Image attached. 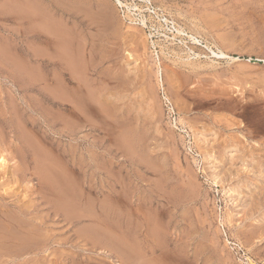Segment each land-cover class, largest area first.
<instances>
[{
  "label": "rangeland",
  "instance_id": "obj_1",
  "mask_svg": "<svg viewBox=\"0 0 264 264\" xmlns=\"http://www.w3.org/2000/svg\"><path fill=\"white\" fill-rule=\"evenodd\" d=\"M118 1L0 0V264H264V0Z\"/></svg>",
  "mask_w": 264,
  "mask_h": 264
},
{
  "label": "bare ground",
  "instance_id": "obj_2",
  "mask_svg": "<svg viewBox=\"0 0 264 264\" xmlns=\"http://www.w3.org/2000/svg\"><path fill=\"white\" fill-rule=\"evenodd\" d=\"M93 1V0H92ZM99 1H103V0H99ZM104 1H108V0H104ZM114 1H116V2H118L119 3V1L118 0H114ZM144 1V0H143ZM146 2V1H145ZM92 3V2H91ZM96 3V2H95ZM148 3V2H147ZM90 5V4H89ZM147 5V4H146ZM110 6V5H109ZM148 6V5H147ZM128 8H129V6H127ZM148 7H150V6H148ZM134 8V7H133ZM89 8H85L84 10H86V12H87V10H88ZM137 9V8H136ZM148 10V9H147ZM152 12V11H151ZM91 14V12H88L87 14ZM41 14V13H40ZM89 14V15H90ZM112 16V15H111ZM88 19H89V17H88ZM104 19V18H103ZM115 19V18H114ZM91 20V19H90ZM98 20H100V19H98ZM114 21V20H113ZM112 21V22H113ZM146 21V20H145ZM165 21V20H164ZM167 21V20H166ZM105 22V21H104ZM111 22V23H112ZM97 23V22H96ZM142 24V23H141ZM140 24V25H141ZM21 25V24H20ZM143 27H145L146 25H147V23L146 22H144V20H143ZM117 27H118V25L117 24H114V26H113V28H114V30H116L117 29ZM53 28V27H52ZM174 28V30L176 29L177 31H178V33L179 32H181V34L182 33H184V31L183 30H181V29H179V28H175V27H173ZM99 29V28H98ZM57 30V29H56ZM64 31V30H63ZM61 33V32H60ZM64 34V33H63ZM77 34V33H76ZM151 35V34H150ZM64 36V35H63ZM190 38H191V40H192V43H194V44H197V43H199V41L196 39V38H194V37H191L190 36ZM42 39V38H41ZM64 39V38H63ZM70 42V41H69ZM70 46V45H69ZM152 46V45H151ZM151 46H149V47H151ZM165 47V46H164ZM73 48V47H72ZM148 48V47H147ZM67 49V48H66ZM149 49V48H148ZM163 49H166V48H163ZM171 49V48H170ZM93 50V49H92ZM155 50V49H154ZM180 50V49H179ZM187 50V49H186ZM39 52V51H38ZM168 52V51H167ZM178 52V51H177ZM65 53V52H64ZM160 53H162V52H160ZM169 53V52H168ZM171 53V52H170ZM211 53L213 54L214 52H212V50H211ZM54 54V53H53ZM174 54V53H173ZM179 54V53H178ZM190 54V53H189ZM158 55V54H157ZM193 55V54H192ZM216 55V54H215ZM224 55V54H223ZM161 56V55H160ZM222 57H224V56H222ZM106 58V57H105ZM178 58V57H177ZM179 59V58H178ZM189 59V58H188ZM17 60V59H16ZM184 61H186V60H184ZM177 62H179V61H177ZM84 63V62H83ZM178 64V63H177ZM179 65V64H178ZM194 65V64H193ZM72 66V65H71ZM74 66V65H73ZM72 66V67H73ZM84 66H87L86 64L84 65ZM91 66V65H90ZM179 66H182V65H179ZM184 66V65H183ZM16 67V66H15ZM158 67L159 66H157V75H158ZM187 67V66H186ZM18 68V67H17ZM16 68V69H17ZM20 68V67H19ZM21 69V68H20ZM21 70H23V69H21ZM16 73V72H15ZM41 73V72H40ZM44 73V72H43ZM13 75H14V73H13ZM19 75V74H18ZM9 77H11L10 75H9ZM43 77V76H42ZM158 77H159V75H158ZM13 78H14V76H13ZM24 78V77H23ZM12 79V78H11ZM46 79H48V78H46ZM50 79V78H49ZM57 79V78H56ZM42 80H44V79H42ZM49 81V80H48ZM160 81V80H159ZM15 82V81H14ZM41 82V81H40ZM43 82V81H42ZM41 82V83H42ZM73 82V81H72ZM83 82V81H82ZM162 82V81H161ZM26 83V82H25ZM55 83V82H54ZM60 83V82H59ZM47 84V83H46ZM45 84V85H46ZM50 84V83H49ZM162 84V83H161ZM44 85V84H43ZM80 86V85H79ZM48 87V86H47ZM87 87V86H86ZM61 89V88H60ZM88 89V88H87ZM66 90V89H65ZM88 91V90H87ZM99 91V90H98ZM47 92H48V90H47ZM80 92V91H79ZM52 94H55V93H52ZM53 96V95H52ZM55 96V95H54ZM65 98V97H64ZM75 99V98H74ZM89 100V99H88ZM83 102V101H82ZM4 103V102H3ZM149 103V102H148ZM152 103V102H151ZM148 106V105H147ZM148 109V108H147ZM146 109V110H147ZM172 111V110H171ZM74 112V111H73ZM76 112V111H75ZM81 113H83V111L81 112ZM153 113V112H152ZM6 114V113H5ZM16 114V113H15ZM20 114V113H19ZM50 115V117H51V114H49ZM74 115V114H73ZM77 115V114H76ZM79 115V114H78ZM153 115V114H152ZM81 116V115H80ZM16 117H17V115H16ZM21 117H22V115H21ZM20 116H19V118H21ZM54 117V116H53ZM78 117V116H77ZM91 117V116H90ZM16 119V118H15ZM24 120H23V122L25 121V118H23ZM79 119V118H78ZM81 119V118H80ZM79 119V120H80ZM13 120V119H12ZM20 120V119H19ZM78 120V121H79ZM69 121V120H68ZM28 122V121H27ZM26 122V123H27ZM2 123V122H1ZM20 123H22V122H20ZM75 123V122H74ZM123 123V122H122ZM11 124V123H10ZM29 124V123H28ZM34 125V124H33ZM4 126V125H3ZM18 126H19V124H18ZM23 127V126H22ZM21 128V127H20ZM20 128H19V130H20ZM4 129V128H3ZM12 130V129H11ZM10 130V131H11ZM16 130V129H15ZM2 131V130H1ZM12 132V131H11ZM21 132L23 133V130L21 129ZM30 132V131H29ZM36 132V131H35ZM2 133H3V131H2ZM11 134V133H10ZM9 134V135H10ZM2 136V135H1ZM23 136H25V135H23ZM22 136V137H23ZM202 136V135H201ZM24 139H25V137H23ZM13 139V138H12ZM15 139V138H14ZM21 139V138H20ZM3 142H5L4 140H2ZM26 141V140H25ZM26 142H28V146H30V145H33L34 146V144L32 143V144H30L29 143V141H26ZM17 143V142H16ZM5 145V144H4ZM16 147V146H15ZM23 147V146H22ZM30 147H32V146H30ZM42 147V146H41ZM119 146H117V148H118ZM21 148V147H20ZM33 148V147H32ZM35 148V147H34ZM33 148V149H34ZM34 150H36V152L34 153L35 155H36V153H37V151L39 150L38 148L37 149H34ZM38 152H41V151H38ZM4 153V152H3ZM10 154H12V152L10 153ZM37 154H39V153H37ZM41 154V153H40ZM9 155V154H8ZM26 155V154H25ZM31 155V154H30ZM18 156V152H17V155H16V157ZM43 156V154H41L40 156H39V158L40 157H42ZM14 158H15V155H12L11 156V160H13L14 161ZM18 158H19V156H18ZM18 158H16V159H18ZM22 158V157H21ZM42 158H44V157H42ZM234 158V157H233ZM23 161H25V160H23ZM5 163H6V160L4 159V158H1L0 159V181L1 180H3L4 178H5V170H4V165H5ZM24 163V162H23ZM28 163V162H27ZM33 163V162H32ZM35 163V162H34ZM31 164V163H30ZM47 165V163H45L44 161L42 162V160L40 159V162H39V164H37L36 165V172L35 173H33V174H30V176H36V179H37V181H38V184H39V186H44L45 184H47V185H52V184H55L57 181L60 183L61 181H60V179L61 178H57V176H56V174H54V173H52L51 171H50V167H48V166H46ZM52 168V167H51ZM7 170V169H6ZM16 172H18V173H23V172H25V170L23 169V167H21L20 165H18V166H16L15 167V169H14ZM8 171H9V169H8ZM9 174H10V172H9ZM55 175V176H54ZM12 176V175H11ZM13 176H14V174H13ZM17 177H18V174H17ZM12 178V177H11ZM11 178L9 179V180H11ZM56 178H57V180H56ZM15 178H13L12 180H14ZM11 180V181H12ZM144 180V179H143ZM21 182V181H20ZM27 182V181H26ZM63 182V181H62ZM61 182V185H60V187L61 186H63L64 184ZM68 184V183H67ZM2 185V184H1ZM59 185V184H58ZM36 186V185H35ZM65 187V185L63 186V187H61L62 188V191H67V189H69V188H66L65 187V189H63ZM9 188V187H8ZM27 188V187H26ZM47 189V188H46ZM39 190V189H38ZM38 190H36V193L39 195V193L37 192ZM5 191V190H4ZM3 191V192H4ZM66 191H65V193H66ZM12 193H14V192H12ZM67 193H68V191H67ZM70 193V192H69ZM68 193V194H69ZM17 194V193H16ZM30 195V194H29ZM48 195H50V194H48ZM71 195H72V193H71ZM169 195V194H168ZM11 196H10V194L9 193H7L6 191H5V194H3V193H0V242H11L12 244H17L18 242H20V239L23 237V236H40L39 235V233H38V231L40 230H36V229H38L37 228V226L35 225V224H33V225H28L27 224V222L25 221V220H23L21 217V215H23L22 214V212L25 210H22L21 209V206H18L17 204H19V203H12V202H10L9 201V198H10ZM39 197V196H38ZM71 197V196H70ZM41 198H43V197H41ZM69 198V197H68ZM13 199V198H12ZM11 199V200H12ZM169 199V198H168ZM59 200V199H58ZM17 201V200H16ZM20 201V200H19ZM41 201V200H40ZM70 201V200H69ZM45 203H49V202H46L45 201ZM70 203V202H69ZM148 203V202H147ZM39 204V203H38ZM10 205H12L13 207H16L17 208V212H11L10 210H7L8 209V207L10 206ZM69 205V204H68ZM50 206V205H49ZM56 206L58 207V205L56 204ZM65 206V205H64ZM77 206V205H76ZM11 207V206H10ZM9 207V208H10ZM33 207V205H31V208ZM48 207V206H47ZM15 208V209H16ZM14 209V210H15ZM53 209V208H52ZM69 209H71V208H69ZM12 210V209H11ZM21 210H22V212H21ZM29 210H30V208H29ZM13 211V210H12ZM28 212V211H27ZM32 212V211H31ZM52 213V212H51ZM71 213V212H70ZM75 214V213H74ZM61 215V214H60ZM59 215V216H60ZM77 215V214H76ZM141 215V214H140ZM139 215V216H140ZM33 216V215H32ZM31 216V217H32ZM58 216V217H59ZM126 216V215H125ZM128 217V216H127ZM137 217V216H136ZM26 218V217H25ZM129 218V217H128ZM146 218V217H145ZM32 219V218H31ZM141 219H143V218H141ZM30 220V219H29ZM122 220V219H121ZM146 220H147V218H146ZM33 221H35V219L33 220ZM36 222V221H35ZM39 224V223H38ZM99 224V223H98ZM25 225H28V227L29 228H25L24 226ZM41 226H42V224H41ZM122 227V226H121ZM95 232V231H94ZM99 233V232H98ZM50 239V238H49ZM47 240V242L48 241H50V240ZM33 240V239H32ZM26 241V240H25ZM29 241V240H28ZM17 242V243H16ZM42 241H40V242H37V245H38V243L40 244ZM110 242H111V240H110ZM29 243H31V242H29ZM33 243L34 242H32V244H29V245H32L33 246ZM24 244H26V243H24ZM28 244V243H27ZM36 244V243H35ZM34 244V245H35ZM49 244H50V242H49ZM0 245H2V246H4L5 247V245L6 244H0ZM28 245V246H29ZM116 245H118V244H116ZM27 245L26 246H24V247H28ZM32 246H29V250L31 249V247ZM4 247H2V248H4ZM7 247V246H6ZM8 249V248H7ZM20 249H23V248H20ZM113 249V248H112ZM121 249H123L122 247H121ZM120 249V250H121ZM19 250V249H18ZM25 250V249H24ZM23 250V251H24ZM139 250V249H138ZM22 250H21V252H23ZM123 251L124 252H126V250L125 249H123ZM9 252V251H8ZM7 252V253H8ZM13 252V251H12ZM20 251H18V253H19ZM27 252H28V250H27ZM42 252H45V251H42ZM41 252V253H42ZM3 253V252H2ZM11 253V252H10ZM14 253V252H13ZM37 253V252H36ZM127 253V252H126ZM6 254V253H5ZM15 254V253H14ZM13 254V255H14ZM24 254V253H23ZM39 254V253H38ZM130 254V253H129ZM27 255H28V253H27ZM133 255H134V253H133ZM146 255V254H145ZM135 256L136 255H134V258H135ZM19 257H22V256H19ZM13 258V257H12ZM136 258H137V256H136ZM141 258V257H140ZM143 258V257H142ZM29 259V258H28ZM16 260V259H15ZM42 260V259H41ZM26 261V260H25ZM146 261V260H145ZM35 263V262H34ZM157 263V262H156ZM155 263V264H156ZM3 264H5L4 262H3ZM29 264V263H28ZM44 264V263H43ZM158 264V263H157Z\"/></svg>",
  "mask_w": 264,
  "mask_h": 264
}]
</instances>
